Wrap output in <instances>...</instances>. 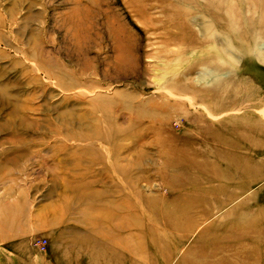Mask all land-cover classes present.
Returning a JSON list of instances; mask_svg holds the SVG:
<instances>
[{"label": "rangeland", "instance_id": "1", "mask_svg": "<svg viewBox=\"0 0 264 264\" xmlns=\"http://www.w3.org/2000/svg\"><path fill=\"white\" fill-rule=\"evenodd\" d=\"M163 1L0 0V264H264V64L235 31L224 81L253 99L219 122L237 153L214 154L209 141L208 152L192 147L186 170L165 169L174 156L162 154L163 138L181 125L164 128L179 111L163 103L192 95L162 83L202 59L177 45L160 53L142 18L161 20ZM180 1L194 29L199 13L212 20L218 9ZM208 189L237 197L186 235L177 206L202 204Z\"/></svg>", "mask_w": 264, "mask_h": 264}, {"label": "bare ground", "instance_id": "2", "mask_svg": "<svg viewBox=\"0 0 264 264\" xmlns=\"http://www.w3.org/2000/svg\"><path fill=\"white\" fill-rule=\"evenodd\" d=\"M168 3H166L165 0V2L163 1L160 5V10L164 13H161V20H146L142 18L143 23L154 31L158 48L161 49L160 53L168 57V55H171V52L166 48L168 46L171 47V45H177L181 50H184L186 54L192 57L197 56L202 59L201 62H197L192 66H187L179 74H175L171 78L166 79L161 86L163 89H175L176 93H178L173 94L172 92L166 91V93L170 95L178 97L185 95V93L192 95L187 98L186 103H163L166 108L171 107L179 111L177 114H166V118L162 122L165 126L164 128L169 127L170 121L173 118H177L181 125L180 131H174L170 128L172 134L174 133L176 135L174 139L163 138L162 145L167 146L168 149L163 151L162 154L165 155L169 153L174 156L171 159L164 160V168L186 170L189 168L188 161L191 162L190 160H195L196 158L194 156L199 153L194 151L196 149L192 148L194 146L205 144L208 147H206V151L208 152L210 147L208 142L211 141L220 145L219 149L212 150L214 154L226 155L237 153V141L234 140L235 136L230 135V137H227L225 133H223V122H219L221 119L220 115L224 114L227 110L231 111L236 107H240L243 102L247 100L253 99V94L239 95L228 91V84L224 80L225 77L231 73V69L229 67L227 68L225 64L229 61V57L238 58V55L234 51L235 48L233 45L231 47L230 44H235L236 41L239 40L235 32L237 30L241 32L243 36L249 38L252 56L258 62L264 64V0H253L252 2L240 3L230 0V6L223 0H205L203 12H205V10L209 12L211 9L210 6L217 7L218 9L216 10L215 8V11H213L214 18L212 20L207 18L203 13H199L194 18L195 22L193 21L195 25H197V29L191 27V21L188 20L191 18V7L185 8L181 6L180 0H169ZM138 11L146 12L144 6L139 7ZM255 14L261 15V17H254L255 23L252 26L250 22ZM127 52L131 54V46ZM120 58H118V61H122ZM130 60L131 58H128V61ZM193 74H196V76H193ZM202 82H204L203 84H207L202 85ZM192 85L197 86L192 87ZM203 92H210L212 97L208 99L196 97V95ZM178 97L177 99H179ZM185 105L191 108L199 107L205 112L187 111ZM207 117L213 119L214 123L206 120ZM179 118L183 119L185 123L184 126L181 124L182 122L179 121ZM177 134L179 135L177 136ZM184 136H191L193 139L190 138L188 141H185L187 142L186 144L182 140ZM178 140H180L181 143L178 142ZM195 162L196 161H194V163ZM195 165H197V162ZM197 168L202 167L200 165ZM205 169H208L210 172L214 167L207 165ZM232 176L233 175L228 176L222 174L220 177L226 180ZM215 195L213 191L208 189L202 204L188 201L185 204L177 206L178 213L181 215L185 214L184 219H188L187 222L190 227H188V230L186 229V235L199 228V225L207 221L206 219L210 216L220 211L232 200V198L237 197L236 193H225V198L218 200ZM189 209H196V216L194 218H191V214H189L191 210ZM164 215H162L165 220L164 223L169 227L173 223L170 219H166ZM120 226L123 231L124 227L122 225Z\"/></svg>", "mask_w": 264, "mask_h": 264}, {"label": "built area", "instance_id": "3", "mask_svg": "<svg viewBox=\"0 0 264 264\" xmlns=\"http://www.w3.org/2000/svg\"><path fill=\"white\" fill-rule=\"evenodd\" d=\"M46 242V239H44V238H35L34 240H33V244L36 246V247H40V244L41 243H45Z\"/></svg>", "mask_w": 264, "mask_h": 264}]
</instances>
